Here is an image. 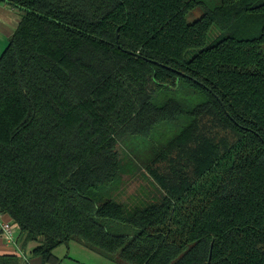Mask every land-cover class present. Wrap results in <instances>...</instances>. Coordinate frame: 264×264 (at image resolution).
<instances>
[{
  "label": "trees",
  "instance_id": "obj_1",
  "mask_svg": "<svg viewBox=\"0 0 264 264\" xmlns=\"http://www.w3.org/2000/svg\"><path fill=\"white\" fill-rule=\"evenodd\" d=\"M0 1L21 11L0 54V213L32 256L60 264L75 240L127 264H264V0L194 22L196 0Z\"/></svg>",
  "mask_w": 264,
  "mask_h": 264
},
{
  "label": "rangeland",
  "instance_id": "obj_2",
  "mask_svg": "<svg viewBox=\"0 0 264 264\" xmlns=\"http://www.w3.org/2000/svg\"><path fill=\"white\" fill-rule=\"evenodd\" d=\"M197 4L194 6V8L189 11L186 15V20L188 22H194L197 20L199 17L204 15L206 8H214L218 6L221 3V0H196ZM220 34V30L212 26L207 34V44L212 43L214 40H216L217 36ZM199 49L193 48L190 49L187 54L186 58L189 59L191 58L194 54L198 52ZM184 91H181L178 96L179 97H184ZM185 118L180 117L177 121L175 122H161L154 130V137L155 139L159 137L160 140H166L173 136L180 127L184 124ZM139 178V177H138ZM152 190H156L155 185L149 182H141L140 179L136 182V192H144V195H147L148 192ZM30 246L27 247V254L28 258L33 259L37 261V258L32 256L30 253ZM88 249V250H87ZM91 249V248H90ZM101 250H98L97 248L89 250V248H83L76 242L75 240L70 241L68 244H62L59 247H57L54 250L55 255L58 257L65 259L66 261H71L74 264H127L124 261L120 259L119 254H112L106 257H102V252ZM101 253V254H99ZM113 257V258H111ZM38 262H36L37 264ZM20 264H27L24 260L20 262Z\"/></svg>",
  "mask_w": 264,
  "mask_h": 264
},
{
  "label": "crops",
  "instance_id": "obj_3",
  "mask_svg": "<svg viewBox=\"0 0 264 264\" xmlns=\"http://www.w3.org/2000/svg\"><path fill=\"white\" fill-rule=\"evenodd\" d=\"M20 20H21V11L19 9L5 2L0 1V54L7 46L10 36L16 30ZM1 218L5 220H9V217L6 214H2ZM78 244H80V246H82L85 249L87 248L80 242H78ZM27 247L28 246L23 247L18 240L16 241V243H8L0 229V255L14 254L17 255L22 261L25 258V262L27 264H36V262H38L37 264H42L41 260L38 257H36L37 261L28 258ZM103 256L104 255H102V257ZM60 264H74V263L62 259Z\"/></svg>",
  "mask_w": 264,
  "mask_h": 264
},
{
  "label": "built area",
  "instance_id": "obj_4",
  "mask_svg": "<svg viewBox=\"0 0 264 264\" xmlns=\"http://www.w3.org/2000/svg\"><path fill=\"white\" fill-rule=\"evenodd\" d=\"M2 213H0V229L8 243H16L18 237V226L12 224L10 220H5L1 218Z\"/></svg>",
  "mask_w": 264,
  "mask_h": 264
}]
</instances>
